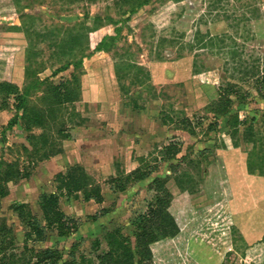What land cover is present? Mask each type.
Here are the masks:
<instances>
[{
    "label": "rangeland",
    "instance_id": "374dc122",
    "mask_svg": "<svg viewBox=\"0 0 264 264\" xmlns=\"http://www.w3.org/2000/svg\"><path fill=\"white\" fill-rule=\"evenodd\" d=\"M96 17L101 21L92 29ZM115 28L120 33L109 49L93 52ZM31 44L37 56L28 52ZM64 47L70 51L63 53ZM82 49L92 55L81 67L54 74ZM26 66L45 67L40 78L55 83L75 73L82 85L76 102L55 106L57 117L46 129H34L52 142L40 156L22 149L28 133L21 120L9 125L20 116L14 100L5 106L0 99V159H19L28 172L8 184L0 208V226L12 230L5 246L17 260L29 257L27 243L37 251L58 249V264H99L98 256L111 249L109 235L120 230L134 264H264V175L248 171L253 144L235 147L239 138L228 116L215 114L224 90L232 88L233 112L253 122L263 148L264 0H149L129 16L120 13L117 0H0V81L23 86ZM41 95L31 97L39 108L49 107ZM60 127L66 138L58 136ZM171 144L177 151L167 157ZM139 156L155 172L115 189L111 179L127 175ZM78 166L101 186L104 199L61 194L59 206L68 217L61 234L47 226L41 195L59 193L57 175ZM156 177L173 194L171 211L181 230L152 243L148 261L136 246L135 221L155 198L150 185ZM16 203L29 206L45 228L44 239H26Z\"/></svg>",
    "mask_w": 264,
    "mask_h": 264
},
{
    "label": "trees",
    "instance_id": "16d2710c",
    "mask_svg": "<svg viewBox=\"0 0 264 264\" xmlns=\"http://www.w3.org/2000/svg\"><path fill=\"white\" fill-rule=\"evenodd\" d=\"M149 0H117V4L120 9V13L131 15L138 10V8L146 5ZM124 6H127L124 8ZM101 19L99 17L95 18V24L92 29H97L100 24ZM26 27L27 25H23ZM13 29L21 30L23 29L19 26H12ZM11 27V28H12ZM26 27L24 30L28 33L29 30ZM95 31V30H90ZM119 28H115L114 34H105L98 41L93 52H98L102 50H107L113 44L117 36L119 35ZM80 33L73 34L71 41L73 47L80 43ZM32 45V44H31ZM28 48V52L31 56H37L38 51L32 45ZM63 44L62 46H65ZM60 46V44H59ZM70 51V50H69ZM63 48L62 52H69ZM90 52L82 49L78 58L75 56L71 60L65 62L62 68L55 70L54 74L58 71L64 70L73 66L79 68L83 65L84 58L90 57ZM45 67L34 68L32 66L25 67L26 82L23 86L9 81H0V99L5 106L9 105L10 99L14 100L15 109L20 112V116H15L9 122L10 126L17 123L18 119L21 120L23 129L27 134V144H23L22 149L28 153L30 156H40L43 148L51 145L50 136L45 133L35 134L33 131L36 127L41 129H46L47 122L50 119L55 118L54 110L55 106H63L65 104L76 102L81 93V80L74 73L70 78L62 79L59 83L51 81L49 77L41 79L39 73L43 71ZM264 81V76L261 78ZM258 78V80H261ZM227 93L223 92L217 107L215 108V114L217 116H228V124L231 129V133L238 137L237 141L234 142V146L238 147L241 142L252 143L254 146V151H252L251 157L247 160L248 171L252 174L258 173L264 175V146L259 148L260 136L259 131L255 129L253 122L248 123V118H241L239 112H233V100L231 94L234 90L231 88L225 89ZM33 92H40L42 95L41 99L45 100L47 108H39L35 101L32 99L31 95ZM237 93V92H235ZM264 95V94H263ZM239 98L240 103L243 101L242 95ZM245 96V95H244ZM243 96V97H244ZM57 117V116H56ZM54 120V119H53ZM218 125L216 120L210 125V129H214ZM64 126V124H63ZM243 138H240L242 127ZM45 131V130H44ZM57 134L61 138H66L68 136L64 127L57 129ZM262 145H264V138L261 139ZM178 149V148H177ZM167 157L174 155L176 150V145L171 144L165 148ZM259 152V158L254 157ZM52 151L45 152V157H50ZM139 164L131 170L125 176L113 177L111 181L115 184V189L124 190L132 182H139L149 178L155 172V166H152L146 156H139L137 158ZM25 167H22L19 159L14 161H6L5 159H0V208L1 201L4 197L9 194L8 184L10 182L16 181L27 175ZM152 189L156 191L154 200L149 204L148 210L140 214L136 218V246L139 252L148 261L152 259L153 253L151 250V244L159 241L161 239L176 236L181 227L171 211V205L173 200V194L166 185V180L164 178L156 177L153 180ZM57 190L59 193L54 192L50 194H42L40 200V206L42 208L45 221L48 227H58L61 230V234L67 227L68 217L60 209V195L67 194L73 195L79 192L83 193L86 200H94L98 203L103 202L104 196L102 193V188L97 184L94 179L85 171L83 167H73L66 173H59L57 175ZM15 212L22 219L23 223L27 227L26 239H39L45 238V228L41 225L40 221L33 215L32 211L26 203H16L13 206ZM72 220L73 219H69ZM116 230L113 234L109 235L111 249L105 254L99 255V264H134L135 258L131 247L127 245V238H122L119 232ZM12 233V230L6 226V224H1L0 226V263L1 264H58L62 258V255L58 249L46 248L44 250H35L30 248L28 244H25V249H27L29 254L28 258L18 257L13 252H8L5 246L6 237L8 234ZM15 257V258H14ZM10 259L9 261H7ZM16 259V260H15ZM36 259V260H34Z\"/></svg>",
    "mask_w": 264,
    "mask_h": 264
}]
</instances>
